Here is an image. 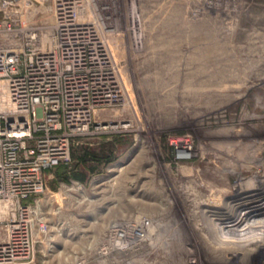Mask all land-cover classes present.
<instances>
[{
	"label": "rangeland",
	"instance_id": "obj_1",
	"mask_svg": "<svg viewBox=\"0 0 264 264\" xmlns=\"http://www.w3.org/2000/svg\"><path fill=\"white\" fill-rule=\"evenodd\" d=\"M1 3L9 27L0 48H19L32 33L46 47L54 0H13L6 10ZM93 5L104 16L94 21L108 26L113 102L70 138L68 165L41 173L39 192L0 201V241L19 210L28 211L20 236L27 245L5 264H215L199 244L202 203L219 201L244 166L235 190L264 199L249 179L257 165L242 160L264 154V0ZM56 61L64 64L59 50ZM145 220L147 237L135 232L142 242L109 230Z\"/></svg>",
	"mask_w": 264,
	"mask_h": 264
},
{
	"label": "built area",
	"instance_id": "obj_2",
	"mask_svg": "<svg viewBox=\"0 0 264 264\" xmlns=\"http://www.w3.org/2000/svg\"><path fill=\"white\" fill-rule=\"evenodd\" d=\"M1 1V9L12 6L13 0ZM73 3L67 15L85 20L89 0ZM52 10L54 34L46 47L32 33L19 48H0V201L39 192L44 170L68 165L70 138L86 131L101 106L86 71L87 49L71 45L67 53L57 29L66 20L57 11L56 0ZM6 17L0 21V30L9 27ZM56 50L64 59L60 67ZM25 212L27 208L20 209L19 217ZM109 230L125 241L124 229L112 226ZM7 254L0 249V262Z\"/></svg>",
	"mask_w": 264,
	"mask_h": 264
},
{
	"label": "bare ground",
	"instance_id": "obj_3",
	"mask_svg": "<svg viewBox=\"0 0 264 264\" xmlns=\"http://www.w3.org/2000/svg\"><path fill=\"white\" fill-rule=\"evenodd\" d=\"M75 1L56 0L57 11L66 20L64 23L59 24L57 29L61 33L63 46L68 50L67 53L72 49L71 45L75 47L84 45L87 49L86 60L88 67L86 71L87 75L90 76V87L96 93V103L101 104L98 108H102L103 106L105 108L107 104L113 102L114 92L117 90L115 87V81L117 79V76H115L116 72H114V68L111 66L112 63L110 64V58L105 49L106 41L102 37V33L104 32L103 27L108 26H105L106 21L102 20V18H100V24H98L99 22L96 23L99 17L95 13L98 14L99 10H96V6L93 5L95 0H89L90 7L87 10L89 20L71 19L73 16L67 15V10L72 9L73 2ZM92 13L93 17L91 16ZM98 15L100 16L101 14ZM95 19H97L96 22L94 21ZM77 121L83 123V120L79 118H77ZM188 142V139L181 141L179 146L182 144L181 147L183 149H188V145H190ZM242 156L245 164L251 163L257 165L253 175L251 174L252 176L249 179L252 180L254 186L261 185L262 189H264V154L259 159L254 155L244 154ZM237 157L236 155L232 160L235 161ZM247 171V166H244V169L237 172L238 181L240 182L234 186H231L230 183L226 186L225 190H221L224 194L223 196H219V201L217 200L211 204L206 202L202 203L199 218L200 224L198 226L199 244L200 248L207 252V259H210L211 262L217 261L215 264H254V261H257L258 264H264V199L255 198L253 194H250V190H239V192L235 190V186L244 183L243 174ZM228 178L229 176L226 174L225 180ZM1 205L3 207V204ZM1 205L0 210H2ZM27 219L28 211L24 213L21 219L12 220L9 236L6 240L0 241V249L8 252L6 255L7 258L1 259L0 264L12 262L15 256L18 255V251L27 245V240L20 237L24 231L26 222H28ZM148 227V220L142 221L141 224L139 223L137 225L127 223L124 227L126 235L123 234L124 238L122 239H125V241L127 239L132 243L136 240L142 242V236L145 235L147 237ZM137 230L140 231L142 236L134 234ZM192 260V264L199 263L196 260L194 261V259Z\"/></svg>",
	"mask_w": 264,
	"mask_h": 264
}]
</instances>
